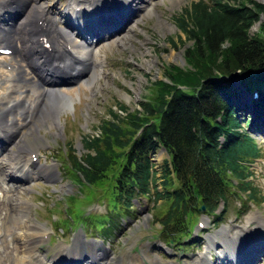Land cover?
Masks as SVG:
<instances>
[{"label": "rangeland", "instance_id": "obj_1", "mask_svg": "<svg viewBox=\"0 0 264 264\" xmlns=\"http://www.w3.org/2000/svg\"><path fill=\"white\" fill-rule=\"evenodd\" d=\"M19 1L22 6H28L27 12L37 1L40 4H56V7H60L63 3L62 7L67 3H74L73 0ZM147 1L149 2L148 6L141 10L139 17L130 27L133 30L126 32L125 27L122 31L123 34L118 36L119 40L112 38L106 41L102 40L96 46L90 47L94 52L93 54L90 52L89 56L93 55L91 58L96 65L93 70L99 74L95 73L96 77H93L91 83L88 84L84 78H79L67 85L62 84V86L56 87L57 93L72 98L74 104L70 109L61 111L59 115L56 112H50L45 123H38L41 128L33 135L27 134L34 124L26 125L27 120L20 113L14 115L18 126L20 125V132H18L16 140L27 135L28 143L21 148L18 147V143L8 145L9 151L0 154V161L4 158L8 160L19 149H23L24 153L39 150L36 157L32 158L37 163L30 174L31 177L25 181L13 182V185L15 183L21 185L25 183V185L8 191L9 186L0 180V264L24 263L23 248L25 243L19 239L18 233L19 235L24 233V226L29 222H35L44 232L46 231V235L52 237L49 242L46 235L42 238L43 235L39 230L34 231L33 246L35 249L28 256L29 259L31 258L29 264L37 262L35 256L38 254H45L49 259L47 264H58L57 258L61 255L62 249L65 247L70 249L78 234L82 241L68 256V259L74 261L73 258H76V261L85 262V264H102L103 260H100L99 255L104 250L109 253L107 264H129V262L132 264L133 261H138L140 264H191L201 260L204 255L208 257L210 263L223 264L222 260L219 262L215 260L218 255L215 254L220 253L225 244L234 245L233 237L240 229L247 226L251 229L256 224L254 221L250 223V218L254 216L252 214L257 213L264 220V118H261L264 114L259 113L261 115L257 116V113L252 114L255 111L247 110L249 113L238 111L237 116L243 121L247 120L246 131L261 150V158L250 163L252 176L248 179L259 192L256 203H243L246 197L242 196L241 199H237V195L226 205L222 214L223 221L211 224L208 217L199 216L193 225V234L191 233L190 238L184 237L185 234H183L182 240L172 243H168L159 235L158 217L167 210L168 203L164 199L156 202L154 197L150 198L151 196L138 203L134 201L131 211L124 213V209L121 210V216L117 218L112 231L106 236L87 226L85 217L91 209L97 208V198L99 195L102 198L101 194L105 190H96L92 187L94 192L92 193L91 187L85 184L80 185L74 177H69L71 170L67 166V160L71 154L69 147H72L78 156L85 153L82 138L99 134L100 124L103 120L108 119L110 108L116 109V103H121L130 111H134L141 101L155 99L158 93L154 90L156 87L154 83L160 79L164 80L166 75L164 66L188 67L184 51L191 41L181 32L175 22V17L189 7L190 3L198 0ZM223 1L232 4L239 2L238 0ZM250 1L264 3V0H243L247 5H251ZM6 2H10V0H0V3ZM153 4L155 5L153 6ZM10 8H13L11 4ZM149 8L151 10H148ZM4 11H0V17ZM9 11H13V9ZM53 12L54 14L51 13L49 16L57 17L59 20L58 10L55 9ZM263 20L264 14L260 16L258 22L252 25L250 35L259 32L260 23ZM119 21L121 22V20ZM99 26L95 23L92 28L100 31ZM25 33L29 32L25 31ZM172 40L175 45L171 43ZM0 44L13 46L8 42ZM18 46H22L21 41ZM60 46L64 47L63 42ZM15 52L10 56L0 55L2 60L0 62V98L10 92L12 81L9 77H12L14 73L12 66L10 74L3 63L16 66L21 63L27 80L38 82L39 79L34 71L35 74L31 72L28 61H22V57L16 55ZM90 63L92 64L91 61ZM6 79L11 81L10 87V82ZM224 85L230 86L231 90L236 92H242L240 77L232 78L231 82L225 81ZM244 96L248 97V94ZM22 97H25L26 101L28 100V105L35 99L33 92L26 91V88L21 87L10 95V99L13 100H19ZM234 98L236 100L233 103L237 104V95ZM258 119L261 121H256ZM54 122L58 124L53 126ZM1 141L0 146H2ZM167 158L163 149H158L153 154V159L158 166L163 159ZM5 170L6 174L10 173L8 167ZM15 175L20 177L21 174L18 172ZM54 177L55 179H53ZM159 183L158 180V190H161ZM19 184L17 185L19 186ZM9 185L11 187L10 183ZM4 193L5 196H2ZM68 207L71 208V212L66 211L65 208ZM26 208L29 209V216L21 217L20 211ZM97 209L98 211L91 215L106 216L109 211L108 209L104 210L103 207ZM222 209L223 204L221 203L218 205L217 211L220 212ZM82 214L84 215L82 216ZM64 219H69V227L63 222ZM97 219L90 217L89 225H93ZM100 220L106 226L110 221L103 218ZM193 220L191 221L193 222ZM58 226L63 229H59ZM223 229L225 231H222ZM196 234L199 235L196 236ZM259 236L263 241L258 240L253 244V248L248 250L251 254L252 252L256 253V246L264 245V233H259ZM191 240H196L197 244L191 243ZM70 241V244L62 245ZM224 248L228 250L227 247ZM84 254L88 255V259L85 261ZM257 264H264V254Z\"/></svg>", "mask_w": 264, "mask_h": 264}, {"label": "trees", "instance_id": "obj_2", "mask_svg": "<svg viewBox=\"0 0 264 264\" xmlns=\"http://www.w3.org/2000/svg\"><path fill=\"white\" fill-rule=\"evenodd\" d=\"M238 1L190 3L175 17L191 41L184 51L188 67L164 66L166 81L154 83L155 99L141 101L134 111L116 103L99 134L82 138L85 153L78 156L69 147V177L105 190L101 196L109 211L101 218L110 221L107 226L101 218L94 221L103 233H110L121 210L131 211L140 196L167 201L158 223L160 237L168 242L187 235L191 220L202 212L220 223L237 195L246 197L243 203H256L259 192L248 179L250 163L261 157V150L237 112L264 114V20L259 32L250 35L264 3ZM238 77L247 92L257 91L251 108L224 85ZM158 149L168 156L159 166L153 159Z\"/></svg>", "mask_w": 264, "mask_h": 264}, {"label": "bare ground", "instance_id": "obj_3", "mask_svg": "<svg viewBox=\"0 0 264 264\" xmlns=\"http://www.w3.org/2000/svg\"><path fill=\"white\" fill-rule=\"evenodd\" d=\"M19 2V0H10V2L0 3V11L5 10L4 14L10 13L12 16L13 13H19V17L14 14L12 19H10V24H5L3 19L6 16L4 14L0 18V21L4 23V26L0 27V43L8 42L13 45L0 44V46L12 49V54L16 51V55L22 57V61H28V64L39 79L38 82L27 80L24 67L19 63L20 61L18 62L19 66L13 64L14 73L10 77L12 81L10 92L0 98V136L4 135L1 139L0 153L8 152V145L12 143H18L19 148L26 146L28 143L27 135H33L35 131L39 130L41 126L38 123H45V119L50 112H56L59 115L61 111L70 109L74 104L72 98L57 93L56 87L67 83L68 80L73 81L79 78H84L88 84L89 82L91 83L93 77L98 74L93 70V67L95 68L96 66L91 58L93 55L89 56L90 52L92 54L94 52L91 49L92 46H96L102 40L106 41L111 38L119 40V35L123 34L122 31L125 27L126 32L133 30V28L130 29L132 23L139 17L141 10L148 6L149 3L147 0H73L74 3H67L62 7L63 3L60 7H56V4H40L37 1L27 12L28 6H22L21 2ZM10 4L13 8H10ZM10 9H13V11H9ZM55 9L58 10L57 14L61 13L65 17L64 20L61 19L59 21V24L56 21L57 17L49 16L51 13L54 14L53 11ZM148 10L151 9L149 8ZM38 19H43L47 26L41 33L35 34V25L33 26L32 24H36ZM123 20L124 22H122ZM95 23L100 25V31L93 30L92 27ZM25 31L29 32V34L25 33ZM126 32H124L125 35ZM20 41L22 46L19 47L18 43ZM62 42L64 47L60 46ZM97 63L100 64V62ZM66 71H71V73L65 76L63 73H66ZM20 87L34 93L35 99L30 101L29 105L28 100L24 99L25 97L19 100L10 99V95ZM34 110L35 112L33 113ZM16 113L24 116L27 120L26 125L34 124L30 132L18 140H16V137L18 132H20V125L18 126L16 122V117L14 116ZM57 124V122L52 123L53 126ZM38 150H27L28 152L24 153L23 149H19L8 160L4 158V160L0 161V177L8 181L11 187H14L13 182L15 181H25L31 177V168L35 166V163L31 161V153L36 156ZM6 167L10 169L9 174H6ZM14 172L15 174L20 172V177H17ZM27 209L20 211L21 217L29 216V209ZM251 221L256 223L257 229H262L264 220L260 216H252L250 223H252ZM24 228L25 231L19 235V239L25 243L23 264H29L31 258L29 259L28 256L35 249V246H33L34 231L40 230V227L35 222H29L25 224ZM225 230L223 229L222 231ZM246 232H236L233 237L234 245H232L230 253H228V250L223 251L222 254L216 256L215 260L218 262L222 260L223 264L259 263L262 254H264V245L261 247L256 246L255 254L253 252L251 254L248 250L253 248V244L261 240L262 237L259 234H252L246 239L244 237ZM42 235L44 237V233ZM81 241L78 235L70 249L66 247L62 249L61 255L57 258L59 263L85 264V262L76 261V258H73L74 261L68 259V256ZM83 256H85L84 261L88 259V255L84 254ZM108 256L109 253H106V250L100 253L99 257L100 260H103L102 264H107ZM35 258L37 262L32 264H47L49 260L45 254H38ZM199 262L200 260L191 264H199ZM132 264H140V262L133 261ZM201 264L216 263H210L208 257L204 255L201 258Z\"/></svg>", "mask_w": 264, "mask_h": 264}]
</instances>
